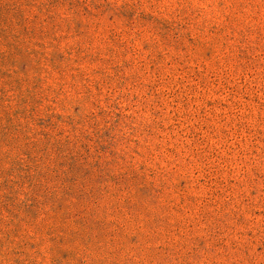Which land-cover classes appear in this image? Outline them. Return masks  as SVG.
Returning <instances> with one entry per match:
<instances>
[{"label":"rangeland","instance_id":"1","mask_svg":"<svg viewBox=\"0 0 264 264\" xmlns=\"http://www.w3.org/2000/svg\"><path fill=\"white\" fill-rule=\"evenodd\" d=\"M0 264H264V0H0Z\"/></svg>","mask_w":264,"mask_h":264}]
</instances>
